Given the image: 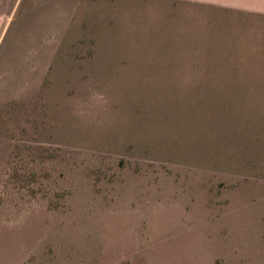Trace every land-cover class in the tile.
Returning a JSON list of instances; mask_svg holds the SVG:
<instances>
[{
  "label": "rangeland",
  "instance_id": "rangeland-1",
  "mask_svg": "<svg viewBox=\"0 0 264 264\" xmlns=\"http://www.w3.org/2000/svg\"><path fill=\"white\" fill-rule=\"evenodd\" d=\"M147 4L1 0L0 264H264V16Z\"/></svg>",
  "mask_w": 264,
  "mask_h": 264
},
{
  "label": "crops",
  "instance_id": "crops-1",
  "mask_svg": "<svg viewBox=\"0 0 264 264\" xmlns=\"http://www.w3.org/2000/svg\"><path fill=\"white\" fill-rule=\"evenodd\" d=\"M150 1L151 4H147L144 15L149 17L156 16L162 19L169 18L175 22L170 33L162 34L163 39L168 38L169 41L164 42L170 47L206 44L204 41L208 38V31L211 29L210 23L214 24L213 29L217 26L221 30H227L225 34L221 31L222 39L229 38L232 33L247 32L254 29L253 23L260 20L253 19V17L248 19L247 16H264V0ZM158 7L160 8L158 9ZM161 12L163 13L161 14ZM156 20L154 18V21Z\"/></svg>",
  "mask_w": 264,
  "mask_h": 264
}]
</instances>
